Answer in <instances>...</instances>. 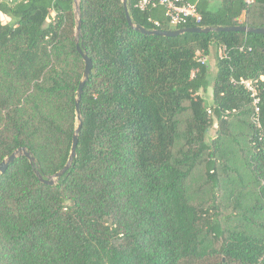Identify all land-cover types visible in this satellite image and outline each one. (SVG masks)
I'll list each match as a JSON object with an SVG mask.
<instances>
[{
  "label": "trees",
  "instance_id": "obj_1",
  "mask_svg": "<svg viewBox=\"0 0 264 264\" xmlns=\"http://www.w3.org/2000/svg\"><path fill=\"white\" fill-rule=\"evenodd\" d=\"M79 1L93 66L77 156L53 185L26 156L0 175V264H264V33L149 35L122 0ZM128 6L147 29L264 27V0H199L201 20L178 26L161 7ZM77 26L76 0H0V162L24 146L44 177L67 163L85 69ZM222 44L230 58H219ZM198 51L215 54L213 79ZM241 78L260 85V126ZM240 136L254 203L225 226L219 171ZM201 168L209 200L191 192Z\"/></svg>",
  "mask_w": 264,
  "mask_h": 264
},
{
  "label": "rangeland",
  "instance_id": "obj_2",
  "mask_svg": "<svg viewBox=\"0 0 264 264\" xmlns=\"http://www.w3.org/2000/svg\"><path fill=\"white\" fill-rule=\"evenodd\" d=\"M11 1V0H10ZM54 12L50 15L52 18ZM3 22L10 21V17L6 14H1ZM210 76L213 79L217 73V65L215 61V54L208 55ZM205 96L208 105L212 104L213 91L212 85L205 92H202ZM232 123H236V120L231 119ZM235 131L241 130V128L234 127ZM218 126L215 124L211 127L209 132V139L217 134ZM244 136L238 137V142L230 141L233 147V153H229L220 165V175L225 177L224 185L218 193V211L220 213L222 222L225 226L239 225L243 221L245 207L254 203V189L255 180L254 174L244 165V158L246 153L241 150L245 144ZM203 169L197 171L194 174L191 181V192L195 195V199L209 200L211 199V188L209 185L203 186L204 179L202 178ZM203 186V188H201Z\"/></svg>",
  "mask_w": 264,
  "mask_h": 264
},
{
  "label": "water",
  "instance_id": "obj_3",
  "mask_svg": "<svg viewBox=\"0 0 264 264\" xmlns=\"http://www.w3.org/2000/svg\"><path fill=\"white\" fill-rule=\"evenodd\" d=\"M122 1L125 7L126 16H127L129 24L134 30H137L144 34L158 35V36H178L186 32L209 33V32H223V31L225 32L242 31V32L264 33V27L256 28V27H252L248 25L182 27L178 29H147L144 26L136 24L133 21L130 11H129L128 0H122ZM76 13L78 15V26H77V36H76L77 48L85 60V69H84V77L81 80L79 88H78V95H77V101H76L78 127L73 136L72 148H71L68 161L61 170L57 171L56 173L52 175H48L47 177H44L41 171L38 169V167H36L37 165L36 157L33 155L31 151L28 150L27 147L22 146V147H19L12 154H10L8 157H6L4 160L0 162V175L6 172L10 164L14 162L19 156H26L30 160V162L33 164L35 173L38 176V178L46 184L53 185L70 169L74 161V158L77 156L79 135H80V131H81L82 124H83V118H82V113L80 109V102H81L85 83L90 77L93 62H92V58L88 55V53L82 48L81 44L79 43V33L81 31V23H82L79 0H76Z\"/></svg>",
  "mask_w": 264,
  "mask_h": 264
},
{
  "label": "built area",
  "instance_id": "obj_4",
  "mask_svg": "<svg viewBox=\"0 0 264 264\" xmlns=\"http://www.w3.org/2000/svg\"><path fill=\"white\" fill-rule=\"evenodd\" d=\"M247 3H252L254 0H245ZM135 6L139 9L145 10L148 8L161 7L164 11V16L173 26H178L187 23L189 20H201V15L198 10V2L190 0H134ZM156 25H160V20L151 19ZM218 56L220 59L230 58V49L227 45L222 44L218 47ZM197 58L200 62H208V55H204L202 52H197ZM264 79V76L261 77ZM233 81L237 82L233 79ZM241 85L250 93L253 100V121L258 126L261 124L260 120V85L257 80L241 78L239 81Z\"/></svg>",
  "mask_w": 264,
  "mask_h": 264
}]
</instances>
